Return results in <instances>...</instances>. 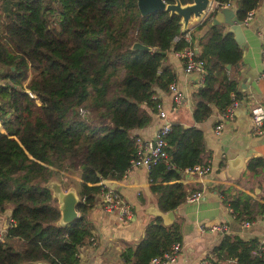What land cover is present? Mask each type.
<instances>
[{
    "label": "trees",
    "instance_id": "trees-1",
    "mask_svg": "<svg viewBox=\"0 0 264 264\" xmlns=\"http://www.w3.org/2000/svg\"><path fill=\"white\" fill-rule=\"evenodd\" d=\"M174 0H165L173 2ZM190 3L191 0H179ZM234 5L241 20L259 0H219ZM0 19V213L8 222L0 236V264H77L79 246L88 243L87 214L106 189L102 180L119 179L134 155L136 130L155 113L156 93L166 90L174 73L164 60L169 51L192 46L203 60L201 82L191 93V119L204 120L214 107L230 102L241 51L233 32L209 20L196 25L189 42L180 16L158 10L140 14L136 0H3ZM175 36H179L173 40ZM135 42L148 48L133 46ZM29 76L20 84L23 74ZM167 162L152 165L149 190L159 210L173 209L186 194L179 172L206 163L202 130L171 123L163 136ZM264 157H250L245 169L256 174ZM179 171V172H177ZM52 179L63 190L75 186L77 216L59 222ZM223 200L236 219L252 220L264 211V190L257 199ZM177 220L154 216L122 259L148 264L150 257L180 242ZM257 241L223 233L207 254L215 264H264Z\"/></svg>",
    "mask_w": 264,
    "mask_h": 264
},
{
    "label": "crops",
    "instance_id": "crops-1",
    "mask_svg": "<svg viewBox=\"0 0 264 264\" xmlns=\"http://www.w3.org/2000/svg\"><path fill=\"white\" fill-rule=\"evenodd\" d=\"M3 4V0H0V19L5 12ZM222 9L224 19L219 24H222L223 30L233 32L241 55L239 60L227 69L229 76L236 80L234 93L237 104L233 116L223 120L217 135L213 134V126L218 122L220 112L214 107L204 120L194 123L191 119V93L200 83L199 76L195 73H185L181 60L173 51L167 52L164 60L165 64L171 67L177 86L183 91L182 103L176 108L171 107L167 92H157L166 113V120L183 126L196 124L202 130L204 150L209 154L205 162L209 163L210 170L202 176L177 171L186 193L201 190L202 195L192 202L183 199L171 209L173 217L170 222L177 220L180 223L181 249L174 262L163 264H197L202 256L211 254V248L223 233L233 234L244 240L252 238L264 245V223L260 214H256L249 224L244 226L241 221L245 219L235 218V213L221 194V189L226 188L224 195H228V199L241 201L246 198L257 199L264 190V168L256 174L245 169L250 157H264V132H251L248 110L249 101L258 102L264 109V79L260 76L263 69V37L259 34L264 27V0H259L252 9V16L247 24H242L236 18L232 3ZM193 24V19L189 18L185 25L182 23V28L192 27ZM205 28L206 26L201 29L194 28L192 33L199 36ZM194 48L198 50L196 45ZM162 122V119L153 114L146 126L136 130L137 136L152 139ZM102 182L106 188L117 193L130 208L131 214L125 223H122L117 211L107 212L102 208L100 194H97L87 214V219L92 225L93 244L85 243L78 248L77 264H128L122 259V251L126 247L133 248L142 238L145 225L154 216H160L159 212L166 211L159 210L156 205V193L149 190L148 173L143 168L129 167L119 179L107 178ZM67 189L73 190L77 196V191L70 184ZM58 190L64 192L61 186ZM57 191H52L55 197L58 196ZM161 219L167 224L162 217ZM213 223H224L225 231L209 230L208 226ZM215 264H231V260L226 259Z\"/></svg>",
    "mask_w": 264,
    "mask_h": 264
},
{
    "label": "built area",
    "instance_id": "built-area-1",
    "mask_svg": "<svg viewBox=\"0 0 264 264\" xmlns=\"http://www.w3.org/2000/svg\"><path fill=\"white\" fill-rule=\"evenodd\" d=\"M230 2H221L219 0H207L204 8L196 16H192L193 25L185 29L181 37L187 42L190 41L192 30L196 25L203 24L208 20L211 15L215 12L216 8H225L230 6ZM252 10H249L246 15L240 20L242 24H247L251 19ZM259 34L263 37V42L261 46V60L263 63V69L260 72V76L264 79V27L259 31ZM179 36H175L173 40H176ZM195 44L192 46L183 47L181 49L173 50V53L179 57L182 62L183 71L185 73H195L199 76V82H201V72L203 69V60L196 55V49L194 48ZM165 92L168 93L171 100V107L176 108L182 103L183 100V91L177 86L175 79H172L167 83ZM231 98L230 102L220 111L219 120L213 126V134L217 135L221 129L222 122L224 119H230L233 116L234 107L237 104V99L235 93H230ZM157 96V93H156ZM158 98V96H157ZM155 115L162 119L163 122L157 128L152 139H144L141 136H136L134 138V155L129 159V167L143 168L149 173L152 168V165L156 162L162 160L167 162V153L165 150V140L163 136L167 131L170 130V124L166 120V113L163 109V106L160 102V99L156 100L154 104ZM248 110L250 116V129L252 133H261L264 132V109L256 101H249ZM126 169V170H127ZM210 170L209 163L194 164L191 167L185 168L184 171L202 176ZM103 181V180H102ZM103 183V182H102ZM104 185V184H103ZM100 197L102 201V208L107 212H118V217L121 219L122 223H125L126 219L129 218L131 214L130 208L123 203V201L118 197L117 193L113 190L106 188L100 191ZM202 195L201 190L189 191L184 196V201L192 202L198 200ZM6 222L3 226L0 224V236L4 232L8 222H12V219L9 216V212L6 216ZM260 218L264 223V211L260 213ZM241 224L244 226L249 224L248 220H242ZM209 230H218L219 232H224L226 225L224 223H213L208 226ZM87 244H93V236L91 235L88 239ZM82 246V245H81ZM79 246V248L81 247ZM181 249L180 242H173L169 248L163 251L159 255H155L149 258L148 264H163L164 262H174L177 258ZM264 250V245L262 242H257L256 250L254 253H259ZM197 264H214L210 256H202Z\"/></svg>",
    "mask_w": 264,
    "mask_h": 264
},
{
    "label": "water",
    "instance_id": "water-1",
    "mask_svg": "<svg viewBox=\"0 0 264 264\" xmlns=\"http://www.w3.org/2000/svg\"><path fill=\"white\" fill-rule=\"evenodd\" d=\"M207 0H191L190 3L182 4L179 0H174L173 2H165V0H136V6L140 14H145L158 10H166L169 12H174L180 16L182 23L185 25L188 19L192 16L198 15V13L204 8ZM224 19V9L216 8L214 14L212 15L209 25L219 24ZM234 19V18H233ZM135 47L145 48L148 47L135 42L133 44ZM226 69L230 67L229 64H225ZM58 192V201H59V222L67 223L73 220L78 214L75 210V203L77 201V196L74 191L71 189ZM160 216L163 218V221L168 223L173 217V212L167 210L166 212H159ZM29 264H47L43 260H36L30 262Z\"/></svg>",
    "mask_w": 264,
    "mask_h": 264
},
{
    "label": "rangeland",
    "instance_id": "rangeland-1",
    "mask_svg": "<svg viewBox=\"0 0 264 264\" xmlns=\"http://www.w3.org/2000/svg\"><path fill=\"white\" fill-rule=\"evenodd\" d=\"M28 76H29V73H28V71H26L23 74V76L21 77V79H20V84L21 85H23V86L25 85V83H26V81L28 79ZM49 186L51 187V189H52L53 192L54 191H57L60 188L59 183L56 181V179H52L49 182ZM71 187L75 189V186H72L71 185ZM7 214H8V210L7 209L5 211H3L2 213H0V224H1V226H3L5 224L6 218H7L6 217Z\"/></svg>",
    "mask_w": 264,
    "mask_h": 264
}]
</instances>
